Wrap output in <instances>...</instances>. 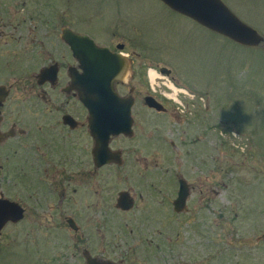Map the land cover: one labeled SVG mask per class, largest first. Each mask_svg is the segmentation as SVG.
<instances>
[{
  "label": "rangeland",
  "instance_id": "1",
  "mask_svg": "<svg viewBox=\"0 0 264 264\" xmlns=\"http://www.w3.org/2000/svg\"><path fill=\"white\" fill-rule=\"evenodd\" d=\"M222 1L264 38V0ZM116 2L146 14L160 10L184 26L162 29L170 48L159 41L143 53L146 66L172 68L183 90L169 97V79L151 83L144 73L140 89L164 99L166 110L135 108L132 135L110 139L112 151L121 153L119 167L99 171L96 184H78L77 194L74 185L47 177L31 184L24 160L5 158L0 196L17 201L25 214L2 228L0 264H86L85 251L115 264H264V40L253 47L238 44L167 10L160 0H60L59 13L70 19L77 9L79 28L92 21L94 29L111 17ZM44 4L56 15L58 5L46 0H0V84L15 85L14 103L31 98L30 75L41 66L42 55L31 51L37 43L30 40L43 35ZM30 14L35 20L29 22ZM24 18L21 25L31 31L19 40L21 29L14 25ZM157 38L155 33L146 41ZM178 179L189 188L188 208L175 216L170 202ZM125 188L136 200L128 213H118L115 198ZM104 193L106 203L100 201ZM90 204L111 211L112 218L90 220L84 214ZM69 216L78 231L67 224ZM105 221H111L106 237ZM106 239L112 245L104 250Z\"/></svg>",
  "mask_w": 264,
  "mask_h": 264
},
{
  "label": "flooded vegetation",
  "instance_id": "2",
  "mask_svg": "<svg viewBox=\"0 0 264 264\" xmlns=\"http://www.w3.org/2000/svg\"><path fill=\"white\" fill-rule=\"evenodd\" d=\"M59 1L54 4L50 0H46L51 6L58 5L56 9L58 12L55 15L54 10L44 4L40 19L43 35H41L40 39L35 36L30 40L31 43H37L31 51L42 55L41 66L37 73H31L28 82L31 98L27 100L20 99L14 103L10 100V97L13 89H16L15 85L13 87L10 84H0L4 85L8 91L7 96L4 99H0V169L5 168L6 159L14 158L16 160L21 159V161L23 159L25 166L28 168V178L31 184H34L32 182L34 180L37 183H44L45 181L42 178L47 177L51 179L53 184L64 185V182H66L68 184L67 187L70 184L74 185L72 191L73 194H77L78 188L76 186L78 184H85L84 181L86 180H92L91 183L96 184L97 181L95 180L99 171L106 168L113 170L114 167L116 169L120 163L110 161L101 166H96L95 164L93 154L95 138L89 126L90 115L88 109L80 101L78 89L72 83V76L77 77L82 72L80 60L72 44L67 39H75L74 36H71L72 34L85 35L94 44L107 48L108 52L114 55L112 63L118 72V76L113 81V88L118 96L129 97L132 100L130 108L132 132L131 134H119L116 136H130L134 132L133 124L135 119L133 117L137 115L135 114V108L143 105L147 109L156 112H164L166 110V107H164V111H158L145 104L146 96H151L162 105H166V101L155 94L140 89L144 81V73L149 78V70H154L159 77L162 76L169 79L171 84L176 86L173 69L158 63L146 66L143 62V53L149 46L151 48L156 47L159 41V46L163 45L170 48L171 43L164 40L166 29L174 28L177 30V28L183 29L184 26L175 25V21L168 19L167 15H164L165 12L160 10L146 14L143 13V9L140 7L138 9L136 7L122 9L121 4L116 2L114 4L115 12L110 18L98 23L99 27L97 25L93 29L92 26L94 27L96 23L91 21L87 27L79 28L80 22L77 9L72 10L69 16L70 20L63 11L59 13L61 8ZM163 4L167 7V10L169 9V11L205 27L187 15L171 9L165 3ZM35 17H37L36 14ZM25 20L24 18L20 23L14 25V29L18 27L21 29H19V40L27 38L31 31V26L21 25ZM32 20H35V18L33 14H30L29 22ZM164 28L165 31L161 38V32ZM155 33L158 34V41L154 44L148 43L146 40ZM106 38H113L116 41H107ZM146 52H149V50H146ZM112 137L115 136H111L110 139ZM80 139L84 140L81 148ZM108 148L112 151L110 140ZM118 152L121 155L120 151ZM39 170H42V174H40ZM179 180L177 189L174 190V196L170 202L171 214L175 216L187 213L188 208L187 194L184 204L179 207L180 209H176L175 201L178 197ZM47 181L50 182L48 179ZM101 184L104 185L102 182ZM186 187L189 193V188L188 186ZM61 192L65 194V189ZM61 192L59 189L58 195ZM121 192H124L125 196L131 200L132 207L136 198L129 188L121 189L117 192L114 202L115 210L118 213H128L132 207L124 210L116 206ZM95 193L96 191L94 190ZM105 195L106 193L103 196L99 195L101 197L100 201L104 203H106ZM75 203L80 205L81 200H77ZM85 208L86 212L84 214L90 220H95V218L108 219V214L111 215L110 219L112 218L111 211L108 212L100 208L101 211H97L94 205H88ZM68 218L72 217L69 216ZM103 225L108 226V228L103 226V234L106 237L110 235L111 221L109 223L105 221ZM97 228L95 225L93 230L96 232ZM78 230L79 227L76 225V230L74 231ZM111 239H106L104 250L112 245ZM97 258L100 261H110L108 256ZM122 258L124 257H121V260Z\"/></svg>",
  "mask_w": 264,
  "mask_h": 264
},
{
  "label": "water",
  "instance_id": "3",
  "mask_svg": "<svg viewBox=\"0 0 264 264\" xmlns=\"http://www.w3.org/2000/svg\"><path fill=\"white\" fill-rule=\"evenodd\" d=\"M171 9L187 15L205 27L224 35L232 41L253 47L261 43L264 38L256 29L243 22L234 14L222 0H161ZM67 33V32H66ZM68 38L76 55L80 60L82 72L79 76H72V83L78 89V96L90 115L89 126L95 138L93 149L96 166L113 161L120 163L118 151H111L108 142L111 136L131 134L132 117L130 108L131 98L120 97L113 88V81L118 76L112 63L113 56L105 47L97 46L85 35H71ZM80 44V49H79ZM41 76V75H39ZM8 94L4 85H0V99ZM145 104L158 111H164L162 104L151 96L145 97ZM188 194L186 182L179 180L178 197L175 201L176 209H180ZM117 207L128 210L132 202L121 192ZM24 208L15 200L0 196V232L6 223H17L24 217ZM67 224L76 230L72 218L66 219ZM264 239V233L262 234ZM86 264H114L111 261H100L84 252Z\"/></svg>",
  "mask_w": 264,
  "mask_h": 264
},
{
  "label": "bare ground",
  "instance_id": "4",
  "mask_svg": "<svg viewBox=\"0 0 264 264\" xmlns=\"http://www.w3.org/2000/svg\"><path fill=\"white\" fill-rule=\"evenodd\" d=\"M149 79H150V82L151 83H154L155 82V79L157 78V77H159L158 75H157V72H155L154 70H149ZM167 87L169 88V90H171V92L170 93H167V95L169 96V97H173V98H175L176 96H177V93L180 91V90H183L182 88H179V87H176V86H173L172 84H171V82H169L168 84H167Z\"/></svg>",
  "mask_w": 264,
  "mask_h": 264
}]
</instances>
